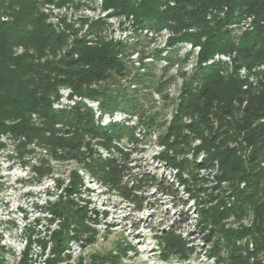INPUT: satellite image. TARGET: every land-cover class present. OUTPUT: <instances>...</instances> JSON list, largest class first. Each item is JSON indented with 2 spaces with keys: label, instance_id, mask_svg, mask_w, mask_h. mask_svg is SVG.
I'll list each match as a JSON object with an SVG mask.
<instances>
[{
  "label": "trees",
  "instance_id": "obj_1",
  "mask_svg": "<svg viewBox=\"0 0 264 264\" xmlns=\"http://www.w3.org/2000/svg\"><path fill=\"white\" fill-rule=\"evenodd\" d=\"M45 1L0 0V149L11 144L12 153L22 166L28 167L30 177L38 182L50 177L59 191L57 199L46 206L49 221H57L58 228L51 232L46 226L50 236H42L39 230L29 227L21 254L26 260L32 244L45 251L51 243L50 255L43 263L58 264L67 242L79 241L80 235L90 228L85 205L79 203L77 172H70L68 183L63 186L64 179L55 175L53 162L74 159L99 177L101 183L117 187L129 199L134 197L131 200L138 208L140 197L133 190H140L149 179L165 192L175 190L172 183L145 173L131 181L130 186L121 184L119 178L127 170L125 164L112 153L100 155L91 144L92 139H99L94 145L110 150L111 146L116 147L113 142L136 129L130 128L127 120L102 124L104 113L133 114L145 132L158 127V122L130 101L125 92L110 86L117 77L122 78L127 66L125 46L99 36L106 23L90 22L88 32L77 37L63 19L62 28L49 21L41 8ZM101 2L103 9H112L115 15L130 16L135 28L167 30L169 47L182 42L199 47L195 67L181 89L171 123L159 136L166 148L160 157L164 164L177 169L178 180L186 186L188 179L180 171L188 167L187 162L176 155L189 150L191 141L199 139L207 155L195 163L191 172L187 168L192 188L209 181L210 174L204 172H212L217 164L220 170L213 181L229 182L232 197L228 206L223 200L219 205H210L213 195L198 198L192 193L199 199V225L202 229L210 227L205 236L212 241L209 252L221 264H264V198L260 199L264 196V0ZM219 55L231 59L233 72L243 67L247 76L241 79L227 73L226 63L215 58ZM223 87L228 88L223 91ZM61 88L69 91V99L76 96L96 101L99 115L95 117L92 108L79 100L56 106ZM184 118L189 122H184ZM37 151L39 156L35 158ZM249 205V226L235 230L219 227L229 216L241 218L248 214ZM178 221L184 223L186 219ZM174 229L160 236L164 251L187 257L188 241ZM243 239L244 243L238 242ZM3 250L0 245V264H5Z\"/></svg>",
  "mask_w": 264,
  "mask_h": 264
},
{
  "label": "rangeland",
  "instance_id": "obj_2",
  "mask_svg": "<svg viewBox=\"0 0 264 264\" xmlns=\"http://www.w3.org/2000/svg\"><path fill=\"white\" fill-rule=\"evenodd\" d=\"M41 8L48 14L50 22L62 28L63 19L71 26V30L76 31L77 37L88 32L90 22L104 21L106 25L99 36L119 41L125 46L123 54L127 70L122 78L117 77L110 86L120 93L125 92L128 99L137 103L146 115L156 119L158 127L145 132V127L133 114L122 111L111 115L104 113L100 119L102 124L127 120L125 123L136 129H133V133H125L119 142H113L112 145L116 147L111 146L110 150L103 145H94L99 139L90 142L100 155L112 153L119 158V162L125 164L127 170L122 176L119 175L121 184L130 186L131 181L145 173L154 179L172 183L175 190L165 192L162 187H155L149 179L140 190H133L140 197L141 205L138 208L137 203L131 200L134 197L129 199L117 187L101 183L99 177L92 175L74 159L53 162L55 175L64 179L63 186L68 183L70 172H77L80 182L79 203L85 205V219L90 228L80 235L79 241L67 242L58 264H221L209 252L212 241L208 237L205 239V236L210 227L202 229L199 225L196 202L198 198L211 194L214 199L208 204L217 205L223 200L228 206L232 201L229 182L216 184L213 181L212 177L220 170L216 164L212 172H204L210 174L209 181L207 179L206 183L200 182L196 188H192L193 180L189 179L188 174L195 168V163L203 161L207 155L198 138L191 141L189 150L176 155L187 162L188 167L180 173L188 179V185L184 186L178 180L177 169L164 164L160 157L166 148L160 143L159 136L171 123L181 89L195 67L199 47H192L188 42L169 47L167 39L170 33L167 30L154 32L144 27L135 28L130 16L126 18L124 15H115L112 9H103L101 0H46ZM83 20H87L86 23ZM89 38H94V35ZM215 58L226 63L227 73L232 72L241 79L247 76V70L243 67L233 72L228 56L219 55ZM227 88L223 87V91ZM68 92L65 88L60 89L61 98L56 106L71 105L73 101L79 100L92 108L95 117L99 115L96 101L76 96L69 99ZM183 121L188 123L189 119L184 118ZM11 150V144L0 149V245L4 248L5 264H44L52 244L48 243L45 251L32 244L26 260H23L21 254L25 248V232L30 227L39 230L42 236H50L58 228L57 221H49L46 206L47 202L57 199L59 191L55 190L50 177L40 182L30 177L28 167L22 166ZM122 153L126 156L123 157ZM169 153L173 155L172 151ZM38 156L39 151L35 158ZM193 192L198 194V198L192 195ZM250 209L251 205L247 208L249 213L241 218L233 215L227 217L220 222L219 227L235 230L249 226L252 219ZM179 219L186 221L181 223ZM46 226L51 232H47ZM173 228L176 234L188 241L187 257L181 255V258L174 252L164 251L160 236ZM86 237L89 239L85 240Z\"/></svg>",
  "mask_w": 264,
  "mask_h": 264
},
{
  "label": "built area",
  "instance_id": "obj_3",
  "mask_svg": "<svg viewBox=\"0 0 264 264\" xmlns=\"http://www.w3.org/2000/svg\"><path fill=\"white\" fill-rule=\"evenodd\" d=\"M55 24V23H54Z\"/></svg>",
  "mask_w": 264,
  "mask_h": 264
}]
</instances>
